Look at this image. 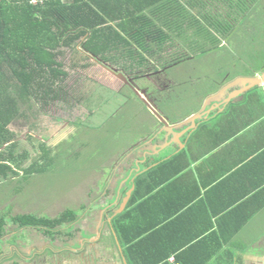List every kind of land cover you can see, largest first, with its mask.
Here are the masks:
<instances>
[{"label": "crops", "instance_id": "1", "mask_svg": "<svg viewBox=\"0 0 264 264\" xmlns=\"http://www.w3.org/2000/svg\"><path fill=\"white\" fill-rule=\"evenodd\" d=\"M262 75L226 79L179 119L159 106L169 86L157 88L151 102L177 130L141 101L151 128L110 163L96 209L81 208L66 235L5 264H264V85L245 91L243 82Z\"/></svg>", "mask_w": 264, "mask_h": 264}, {"label": "trees", "instance_id": "2", "mask_svg": "<svg viewBox=\"0 0 264 264\" xmlns=\"http://www.w3.org/2000/svg\"><path fill=\"white\" fill-rule=\"evenodd\" d=\"M258 3L260 0H0V182L16 176V169L21 171L22 160L27 158L16 157L17 134L11 126L35 121L49 106L73 102L70 74L62 59L66 52L73 59L96 60L126 74L144 72L151 64L156 70L170 69L190 57H167L172 49L182 47L178 53L183 54L196 53L199 48L203 54L213 52ZM41 149L50 150L43 144ZM40 160L25 169L27 175ZM136 200L137 194L128 207ZM125 215L126 211L114 220L117 232H122ZM77 218L75 210L55 217L3 213L0 256L11 226H16L15 232L35 229L46 236H62Z\"/></svg>", "mask_w": 264, "mask_h": 264}, {"label": "rangeland", "instance_id": "3", "mask_svg": "<svg viewBox=\"0 0 264 264\" xmlns=\"http://www.w3.org/2000/svg\"><path fill=\"white\" fill-rule=\"evenodd\" d=\"M235 28L213 52L203 54L199 48L196 53H178L182 47L170 51L167 57H190L161 74L170 88L168 94L159 97L165 99L159 105L165 114L172 119L185 117L226 79L264 71V0ZM62 59L70 74L68 87L73 102L49 106L35 121L11 126L17 134L16 157L27 158L21 159L22 170L16 176L0 182V215L12 212L55 217L65 210L80 215L81 208L96 209L110 163L151 128L149 110L138 96L128 88L121 89L120 80L95 60L73 59L68 52ZM86 64L89 67L84 69ZM155 68L151 65L144 74ZM147 82L151 81L143 83ZM42 144L50 150L41 149ZM39 157L42 160L27 175L25 169ZM15 229L9 227L3 238L0 264L16 259L15 251L29 252L30 247L40 249L51 243V237L35 229ZM12 235L18 238L11 246L6 241Z\"/></svg>", "mask_w": 264, "mask_h": 264}, {"label": "flooded vegetation", "instance_id": "4", "mask_svg": "<svg viewBox=\"0 0 264 264\" xmlns=\"http://www.w3.org/2000/svg\"><path fill=\"white\" fill-rule=\"evenodd\" d=\"M96 62L98 64H100L102 67H104L105 70H107L109 73H111L110 72L111 70L116 72V75L113 73H111V74H113L117 79L120 80V82L122 83V86H123V88H121V89L128 88L132 93L136 94L138 96L139 100L142 101L143 103H144V101L142 99H146L149 102H151V99L153 100V98L155 97V94L153 93V91H155L157 88H159L161 86H167V85H165L166 81L163 82L164 79L161 78V74L164 73L165 69L160 68V69L156 70V68H155V70L153 72L148 73V74H144V72H141V71H135V72H132L131 74H126V73L121 72L117 69H112V68L108 67L107 65L99 62V61H96ZM151 65H153V64H151ZM118 75H123L125 78L122 79V78L118 77ZM142 80H145V81L149 80L151 82L143 83L145 81H142ZM137 91H141L142 94L139 96L137 94ZM118 92H120V91H118ZM14 169H16V168H14ZM16 171H18V170L16 169ZM40 233H42V232H40ZM44 236H46V235H44ZM49 238H50V236H49Z\"/></svg>", "mask_w": 264, "mask_h": 264}, {"label": "water", "instance_id": "5", "mask_svg": "<svg viewBox=\"0 0 264 264\" xmlns=\"http://www.w3.org/2000/svg\"><path fill=\"white\" fill-rule=\"evenodd\" d=\"M111 73L116 75V72L114 71H110ZM118 77L124 79L125 77L123 75H118ZM244 89L245 91H248L254 87H258V86H262L264 85V75H262V77L260 78H253V79H247L244 80ZM244 91V92H245ZM137 94L140 96L142 94L141 91H137ZM144 101V103L146 104L147 108L157 117V119H159V121H161V123L164 125V127L168 128L166 130V132L169 131H176L177 129H175L173 125H171L167 119H165L162 114L158 111L157 106H155L152 102L147 101L146 99H142ZM200 116V115H199ZM191 121V123H195L196 121V117H192L189 119ZM129 196V194H128ZM127 196V198L124 200L123 204L121 205L120 209L118 210V213H122L123 210L125 209V207L128 204L129 201V197Z\"/></svg>", "mask_w": 264, "mask_h": 264}]
</instances>
